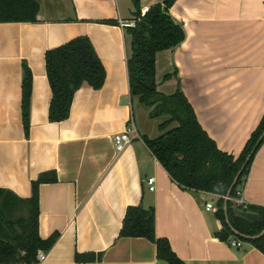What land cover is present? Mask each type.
<instances>
[{"label":"crops","instance_id":"0c3cea01","mask_svg":"<svg viewBox=\"0 0 264 264\" xmlns=\"http://www.w3.org/2000/svg\"><path fill=\"white\" fill-rule=\"evenodd\" d=\"M35 1L37 22L0 24V189L29 199L32 182L55 174V183L38 190L39 237L58 236L43 264H75L76 253H102L96 264H166L147 240L118 239L127 208L136 206L153 209L156 238L166 239L183 264H264V255L241 238L217 239L220 197L182 190L136 130L135 105L150 118L129 92L130 40L120 24L134 20L132 1ZM164 1L139 0V10ZM169 15L185 39L156 55L157 91L169 96L180 89L217 148L238 157L264 115V0H176ZM77 37L90 40L105 81L97 91L81 87L68 119L50 123L44 55ZM23 63L31 72L27 134ZM129 123L138 138L117 154L113 136ZM151 177L154 191L148 190ZM241 198L246 206L264 208V145ZM209 203L214 208L208 212Z\"/></svg>","mask_w":264,"mask_h":264},{"label":"trees","instance_id":"16d2710c","mask_svg":"<svg viewBox=\"0 0 264 264\" xmlns=\"http://www.w3.org/2000/svg\"><path fill=\"white\" fill-rule=\"evenodd\" d=\"M131 1L136 23L134 28L125 31L130 40L126 61L130 96L149 110L150 119H163L158 126L160 137L142 139L145 146L182 190L220 197L216 217L222 229L216 234L217 239L228 242L233 229L249 237L241 240L264 255V236L251 239L264 230V208L237 206L222 199L239 171L240 177L229 198L235 199L238 190L243 188L254 157L264 145V115L238 157L221 152L199 125L193 108L180 89L169 96L157 91L156 55L179 46L185 39L182 25L169 15V9L176 0H165L162 5L149 9L144 16H140L139 0ZM38 13L39 5L35 0H0V24L35 23ZM44 62L51 90L50 123L68 119L74 95L81 87L86 85L95 91L103 87L105 70L86 37H77L47 51ZM22 69L21 117L27 134L31 72L25 63ZM56 181L54 173L40 175L31 184L29 199H20L11 191L0 189V264H38L37 253L51 250L58 236L53 235L47 240L39 237L38 190L41 184ZM240 212L256 215L257 221L252 223L241 219ZM118 239H145L155 246L157 260L166 264H183L166 239L156 238L152 208L128 207ZM102 258V253H76L74 262L96 264Z\"/></svg>","mask_w":264,"mask_h":264},{"label":"built area","instance_id":"2783aa9c","mask_svg":"<svg viewBox=\"0 0 264 264\" xmlns=\"http://www.w3.org/2000/svg\"><path fill=\"white\" fill-rule=\"evenodd\" d=\"M148 8H143L140 11V16H144L147 12H148ZM135 23L136 21L133 20L131 23H126V24H120L122 29H127V28H134L135 27ZM138 138V135L136 134V131L134 129V126L132 123H129L125 130L121 133H118L116 135L113 136V145H114V149L115 152L117 154L122 153L132 142V140ZM147 185H148V190L149 191H154L155 189V179L153 177L148 178L147 179ZM222 199H224L225 201H232L234 202L237 206H243L245 207L246 205H244V203L242 202V198H241V190H238V192L236 193V198L235 199H230L229 197H222ZM213 205L212 204H207L205 207L206 211H211L213 210ZM231 246L233 247H240L241 244L239 242H231L230 243ZM47 254L45 252H41L39 251L37 253V263L38 264H43L46 260Z\"/></svg>","mask_w":264,"mask_h":264},{"label":"rangeland","instance_id":"374dc122","mask_svg":"<svg viewBox=\"0 0 264 264\" xmlns=\"http://www.w3.org/2000/svg\"><path fill=\"white\" fill-rule=\"evenodd\" d=\"M162 122L163 119H148L147 113L142 108L138 107V105L134 106V123L142 139H155L160 137L158 126ZM173 126L170 128H173Z\"/></svg>","mask_w":264,"mask_h":264},{"label":"water","instance_id":"95a60500","mask_svg":"<svg viewBox=\"0 0 264 264\" xmlns=\"http://www.w3.org/2000/svg\"><path fill=\"white\" fill-rule=\"evenodd\" d=\"M240 174H241V171H239V172L237 173V175L235 176V178H234V180H233V182H232V185L230 186V188H229V190H228V192H227V194H226V197H229L230 192H231V191L233 190V188L236 186V184H237V182H238V179H239V177H240ZM239 216H240L241 219H243V220H245V221H248V222H252V223H254V222L257 221V216L254 215V214L240 212V213H239ZM231 231H232V234H233L234 236H236V237H239V238L244 239V240L250 239L249 237H246V236L240 235L237 231H235V230H233V229H231ZM263 236H264V230H263L259 235L255 236V237H252L251 239H253V240H257V239H259V238H261V237H263Z\"/></svg>","mask_w":264,"mask_h":264}]
</instances>
